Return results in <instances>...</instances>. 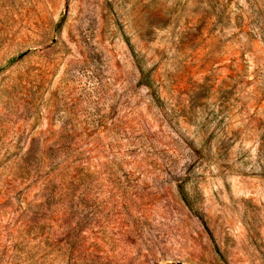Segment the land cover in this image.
<instances>
[{
  "label": "rangeland",
  "instance_id": "obj_1",
  "mask_svg": "<svg viewBox=\"0 0 264 264\" xmlns=\"http://www.w3.org/2000/svg\"><path fill=\"white\" fill-rule=\"evenodd\" d=\"M0 264H264V0H0Z\"/></svg>",
  "mask_w": 264,
  "mask_h": 264
}]
</instances>
